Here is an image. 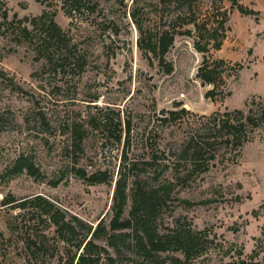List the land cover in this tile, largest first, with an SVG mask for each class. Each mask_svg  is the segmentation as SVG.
Instances as JSON below:
<instances>
[{
    "label": "rangeland",
    "instance_id": "374dc122",
    "mask_svg": "<svg viewBox=\"0 0 264 264\" xmlns=\"http://www.w3.org/2000/svg\"><path fill=\"white\" fill-rule=\"evenodd\" d=\"M3 1L18 17L38 15L44 7L37 0ZM237 2L252 12L242 13L229 0L192 1L198 20L217 19V7L228 13L220 48L207 52L232 65L225 77L226 94L215 100L205 96L211 86L196 75L203 53L194 46V31L175 36L165 54L172 66L169 72L137 49L131 12L143 25L163 27L174 2L97 0L94 13L83 11L73 18L58 10L56 21L70 30L75 53L85 58L80 74L54 76L48 68L41 72L43 61L34 60L25 44L0 38V69L20 86L13 91L0 84L5 125L0 133V264H74L82 225L76 224L68 243L61 240L41 212L44 201L65 211L67 219L76 217L92 227L101 219L107 222L123 155L128 165L134 164L128 187L135 177L157 185L173 166L184 169L176 153L196 127V117L165 119L168 110L184 108L195 115L259 110L264 104V0ZM77 132H82L80 141ZM20 155L33 161L37 176L25 171L7 175ZM165 164L170 168L164 171ZM71 167L106 171L111 180L88 184ZM189 175L162 202V224L171 226L177 220L194 231H211L213 247L198 258L200 264L235 259L240 247L246 261L258 251L254 261L264 264V123L239 155L223 146L207 170ZM218 241L231 247L226 256L219 252ZM98 242L114 260L108 262L103 254L93 264H149L125 247L115 254L104 240Z\"/></svg>",
    "mask_w": 264,
    "mask_h": 264
},
{
    "label": "trees",
    "instance_id": "16d2710c",
    "mask_svg": "<svg viewBox=\"0 0 264 264\" xmlns=\"http://www.w3.org/2000/svg\"><path fill=\"white\" fill-rule=\"evenodd\" d=\"M44 5L38 15L18 17L16 12H11L3 0H0V38H7L17 45L25 44L33 59L43 61L41 72L46 68L52 71L54 76L58 73L65 74L68 71L80 74L84 70V57L75 53V43L69 29H63L56 21L55 15L58 10L70 18L83 11L90 15L97 10V0H37ZM174 2L169 23L163 27H149L143 25L135 18L134 10L131 12L134 24L138 31L136 40L137 49L149 62L157 59L159 65L164 66L167 72L171 71V63L165 60V54L173 44L177 35H191L194 31L197 39L194 46L197 51L202 52V60L197 68V76L203 85L211 87L205 91V96L212 100L223 97L225 77L228 76L227 68H231L224 59L211 58L207 52L210 49L218 50L224 38L228 18L226 9L217 7L219 17L214 20L197 19L195 11L192 10L193 0H158V2ZM232 7H237L242 13H251L237 0H229ZM95 22V18L91 20ZM102 26L103 23H97ZM192 25L193 29L188 27ZM105 25L104 27H106ZM114 27V34L116 29ZM80 52V51H78ZM0 84L9 86L10 90H18L12 76H8L0 69ZM4 112L0 110V133L4 130ZM167 118H182V114L196 117V127L188 131L186 137L178 147L176 155L183 160L184 169L173 166L169 176L163 181L148 184L144 180L132 178L131 187L129 183V170L134 164L128 165L126 155H123L121 167L114 182L112 202L110 206L111 215L107 222L103 219L92 227L83 223L76 217L67 219L66 212L56 207L53 203L45 200L42 214L46 215L50 224L55 226L57 236L69 242L75 233L76 224L82 225V236L75 243L78 255L74 264H93L103 254L106 260L113 262L110 255L99 240L118 254L122 248L129 252L139 254L149 264H200L198 258L209 248V234L211 231L202 229L194 231L190 227L185 228L177 220L171 226L163 225L162 202L173 192L177 183H184L193 171H204L208 169L210 160H213L219 148L229 147L240 153L244 143L253 138V132L260 124L264 123V104L258 111L251 108L247 110L235 108L232 110L213 111L210 114L195 115L184 108L168 110ZM163 119V120H165ZM78 140H82V132H77ZM155 156H151L154 161ZM150 163V162H149ZM151 164V163H150ZM165 170L170 168L165 164ZM75 174L88 184L104 183L111 180L106 171L87 172L82 168L71 167ZM37 176V169L33 161L24 155L17 156L11 166L6 170L8 176L21 172ZM163 171V172H164ZM163 198V199H162ZM74 220V221H73ZM165 226V227H164ZM71 235V236H70ZM216 235L213 234L210 242H214ZM216 243L219 252L226 256L231 247H225L221 241ZM261 250H264L262 248ZM236 251V258L224 261L222 264H258L254 261L258 251L249 255V261L241 257L242 248ZM224 256L221 255L223 258ZM74 256L71 263L74 261Z\"/></svg>",
    "mask_w": 264,
    "mask_h": 264
}]
</instances>
